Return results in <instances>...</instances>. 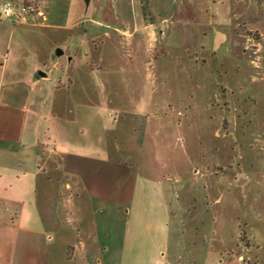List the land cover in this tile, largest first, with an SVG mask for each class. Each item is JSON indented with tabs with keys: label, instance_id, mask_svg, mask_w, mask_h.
Wrapping results in <instances>:
<instances>
[{
	"label": "rangeland",
	"instance_id": "374dc122",
	"mask_svg": "<svg viewBox=\"0 0 264 264\" xmlns=\"http://www.w3.org/2000/svg\"><path fill=\"white\" fill-rule=\"evenodd\" d=\"M22 1L10 2L20 7ZM24 2L27 23L16 27L14 39L26 43L29 58L35 52L38 64L49 67L73 58V66L81 55L85 77L105 90L99 103L151 104L148 112L143 106L137 111L136 170L165 187L170 215L164 259L264 264V0ZM149 21L154 30L144 27ZM70 72L75 79L77 71ZM60 76L48 74L51 83ZM116 115L92 114L89 123L79 117L74 127L89 131L106 122L113 128ZM108 195L103 202L92 199L85 210L81 200L74 204L73 224L98 245L109 229L119 238L125 223L120 194ZM144 210L142 224L151 216L149 207ZM141 235L142 249L151 248L148 232ZM55 243L54 259L61 264L117 263L116 254L102 249L83 261L70 257L64 242ZM124 258L133 263L131 255Z\"/></svg>",
	"mask_w": 264,
	"mask_h": 264
},
{
	"label": "crops",
	"instance_id": "0c3cea01",
	"mask_svg": "<svg viewBox=\"0 0 264 264\" xmlns=\"http://www.w3.org/2000/svg\"><path fill=\"white\" fill-rule=\"evenodd\" d=\"M5 1L11 0H0ZM22 23H27L26 16L0 20V264H61L54 259L59 254L54 251L55 241V245L64 242L69 256H81L83 261L102 249L118 256L116 264H127L124 256L128 255L132 264H170L162 253L170 215L165 187L142 178L136 170L141 116L137 111L143 106L148 112L151 104L99 103L105 90L85 77L88 66L82 64L81 55L78 65L72 66L73 58L66 65L38 64L35 52L29 58L26 43L14 39ZM144 27L154 30L151 21ZM40 70L46 76H40ZM51 70L62 73L52 83ZM75 70L74 79L70 71ZM107 111L118 114L113 128L106 122L89 131L74 127L79 117L89 123L92 114L105 117ZM142 187L150 192L142 194ZM109 192L120 194L117 204L127 206L125 223L119 238L112 231L108 234L109 229L98 245L73 224L78 220L74 204L81 200L85 210L92 199L108 200ZM146 206L151 216L142 224ZM146 231L151 248L142 249L140 238ZM74 236L77 243L71 242ZM115 244L116 250L111 251ZM139 255L147 261L136 258Z\"/></svg>",
	"mask_w": 264,
	"mask_h": 264
},
{
	"label": "built area",
	"instance_id": "2783aa9c",
	"mask_svg": "<svg viewBox=\"0 0 264 264\" xmlns=\"http://www.w3.org/2000/svg\"><path fill=\"white\" fill-rule=\"evenodd\" d=\"M29 12V6L27 3L22 1V5L20 7L14 5L10 1L0 2V20H8L13 17H24Z\"/></svg>",
	"mask_w": 264,
	"mask_h": 264
},
{
	"label": "water",
	"instance_id": "95a60500",
	"mask_svg": "<svg viewBox=\"0 0 264 264\" xmlns=\"http://www.w3.org/2000/svg\"><path fill=\"white\" fill-rule=\"evenodd\" d=\"M83 1H84V3H85L86 6L89 5L90 0H83ZM63 53H64V51H63L61 48H57V49L55 50V55H56V56H61ZM69 59H70V58H69ZM38 74H39L40 76H46L45 72H42V71H39Z\"/></svg>",
	"mask_w": 264,
	"mask_h": 264
}]
</instances>
